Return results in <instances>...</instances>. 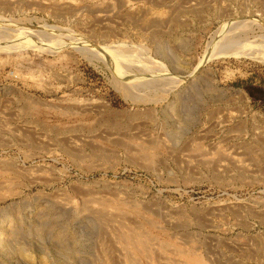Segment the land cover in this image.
<instances>
[{
	"label": "rangeland",
	"instance_id": "1",
	"mask_svg": "<svg viewBox=\"0 0 264 264\" xmlns=\"http://www.w3.org/2000/svg\"><path fill=\"white\" fill-rule=\"evenodd\" d=\"M27 154L51 187H9L0 264H264V0H0V161Z\"/></svg>",
	"mask_w": 264,
	"mask_h": 264
},
{
	"label": "bare ground",
	"instance_id": "2",
	"mask_svg": "<svg viewBox=\"0 0 264 264\" xmlns=\"http://www.w3.org/2000/svg\"><path fill=\"white\" fill-rule=\"evenodd\" d=\"M230 51V50H229ZM226 54V53H225ZM238 54V53H237ZM236 54V55H237ZM235 54H234V56H236ZM239 55H241V54H239ZM184 80V79H183ZM34 103V102H33ZM37 103V102H36ZM35 104V103H34ZM37 105V104H36ZM38 105H40V104H38ZM35 106V105H34ZM98 108V107H97ZM102 108V107H101ZM91 109H93V108H91ZM96 109V108H95ZM95 109H93V110H95ZM99 109H100V107H99ZM103 109V108H102ZM89 110V109H88ZM189 110H191V109H189ZM36 111V110H35ZM71 111V110H70ZM83 111V110H82ZM87 111V110H86ZM86 111H83V114H85L84 112H86ZM39 112V111H38ZM68 112V111H67ZM72 112V111H71ZM75 112V111H74ZM91 112V111H90ZM102 112V111H101ZM188 112V111H187ZM73 113V112H72ZM96 113V112H95ZM98 113V112H97ZM179 113V112H178ZM28 114V113H27ZM30 114V113H29ZM76 114V113H75ZM120 114V113H119ZM153 114V113H152ZM168 114V113H167ZM166 114V115H167ZM170 114V113H169ZM71 115V114H70ZM77 115V114H76ZM122 115V114H121ZM46 116V115H45ZM53 116V115H52ZM141 116H143L141 113H138V112H134V113H132V114H126V116L125 117H128L130 120H132V121H134V120H138V119H140L141 118ZM168 116V115H167ZM170 116V115H169ZM99 117V116H98ZM164 117H165V115H164ZM168 118V117H167ZM108 119H113V121H117L118 119H116V116L114 115V116H112V117H108ZM84 120V119H83ZM158 120V119H157ZM170 120V119H169ZM81 121V120H80ZM85 121V120H84ZM89 121V120H88ZM112 122V121H111ZM118 122V121H117ZM158 122V121H157ZM120 123V122H119ZM125 123H126V121H125ZM128 123V122H127ZM166 123V122H165ZM169 123V122H168ZM182 123V122H181ZM124 124V123H123ZM144 124H146V123H144ZM148 124V123H147ZM111 125V124H110ZM141 125V124H140ZM140 125H137V126H140ZM142 126V125H141ZM166 127H167V125H166ZM133 127H131L130 129H132ZM152 128V127H151ZM176 128V127H175ZM134 129V128H133ZM167 129V128H166ZM98 131V130H97ZM105 132V131H104ZM179 132V131H178ZM109 133V132H108ZM111 133V132H110ZM126 134V133H125ZM125 134H123L124 136H125ZM122 135V136H123ZM128 135H129V133H128ZM128 135L126 136V137H128ZM152 135H153V133H152ZM177 135V134H176ZM110 136V135H109ZM112 136V135H111ZM133 136V135H132ZM132 136H131V138H132ZM126 137H124L125 139H126ZM123 138V137H122ZM132 140V139H131ZM130 148V147H129ZM127 150V149H126ZM129 150V149H128ZM132 151V150H131ZM130 152V151H129ZM35 160V157L34 156H32V155H23L22 157H17V158H15V159H3V160H1L0 161V203L1 202H4V201H6V200H8V199H10V198H13V197H15V196H17V194H15V193H13V192H11V190H10V188L14 185V183H17L18 181H23V180H25V181H27L28 182V187H30V186H33V185H41V192H44V191H46L47 189H49V187H51V183H49V182H42V180L41 181H39L38 179H35V178H32V177H30V178H32V179H30L29 177H27V175H30V176H33V175H35V174H37L38 172H39V170H42V172L45 174L46 172H47V170H44L45 168H47L46 166H43V165H41L40 167H36V165H35V163H33V161ZM31 164V166H29ZM25 165H27L28 167L26 168L25 167ZM43 167V168H42ZM48 169V168H47ZM36 172V173H35ZM34 177H36V176H34ZM30 180H29V179ZM42 178V177H41ZM26 179H28V180H26ZM43 179V178H42ZM44 180V179H43ZM44 181H46V179L44 180ZM17 186V185H16ZM10 187V188H9ZM13 188V187H12ZM18 197V196H17ZM93 198V197H92ZM96 199V198H95ZM84 201H86V200H84ZM90 201H91V199H90ZM98 201V200H97ZM99 201H101V200H99ZM98 201V202H99ZM102 202V201H101ZM105 202V201H104ZM117 202H120V201H117ZM109 203H111V202H109ZM109 203H107V204H109ZM84 204H86V203H84ZM118 204V203H117ZM116 204V205H117ZM122 204V203H121ZM100 205V204H99ZM98 205V206H99ZM114 205V204H113ZM125 205V204H124ZM127 205V204H126ZM138 205V204H137ZM139 205H140V203H139ZM50 206H53V205H50ZM101 206V205H100ZM105 206V205H104ZM129 206V205H128ZM133 207V206H132ZM84 209L86 208V207H83ZM102 208V207H101ZM128 208V207H127ZM126 208V209H127ZM72 209V208H71ZM87 209V208H86ZM124 210V209H123ZM145 210V209H144ZM79 212H81V211H79ZM82 212H85L86 213V211H83L82 210ZM102 212V210H95L94 209V211L92 210V211H87V213H91L90 215L91 216H98L97 218L98 219H100V220H102V219H104V217L102 216L103 214L101 213ZM104 212V211H103ZM69 213V212H68ZM106 213V212H105ZM114 214V213H113ZM113 214H111L110 213V217H111V215H113ZM79 215H80V213H79ZM90 215H86V216H84V218H82V219H85V222L87 221V222H89L90 221ZM122 216V215H121ZM121 216H117L116 215V217H120L121 218ZM80 217H82V216H80ZM103 217V218H102ZM109 217V218H110ZM113 217V216H112ZM123 218H126V217H124V216H122ZM117 218V219H118ZM112 219H115V217H113ZM107 221H108V219H106ZM121 220H124V219H120V221ZM110 221V220H109ZM108 221V222H109ZM113 220H111V222H112ZM103 222V221H102ZM116 222L117 221H115L114 223L116 224ZM146 222V221H145ZM113 223V222H112ZM85 224V223H84ZM122 224H124V223H117L116 224V226H115V228H117L116 230L119 232L118 233V237H117V239H118V241H119V243H120V245L128 252H130V251H138V250H142V251H144V253H146V251L144 250V249H147V245H149V244H151V241H152V239H149V238H147L146 236H144L145 234H143V233H141L140 231H132L131 229H129L130 228V226L128 227V225H130L129 223H128V225L126 226L125 224L124 225H122ZM102 225V224H101ZM136 225V224H135ZM145 225V224H144ZM147 225H149V222H148V224ZM105 226V225H104ZM107 227H108V225H106ZM110 226V225H109ZM113 226V225H112ZM111 226V227H112ZM96 228H98V227H96ZM100 228V227H99ZM113 228V227H112ZM125 229V231H123L122 229ZM135 227H132V229H134ZM109 229H110V227H109ZM139 229V228H138ZM102 230H103V228H102ZM115 230V231H116ZM121 230L123 231V232H121ZM137 230V229H136ZM117 234V233H116ZM147 235V234H146ZM149 237V236H148ZM116 239V238H115ZM155 239V238H154ZM157 241V240H156ZM154 242V241H153ZM157 243V242H156ZM152 246H154V245H152ZM166 246V245H165ZM164 246V247H165ZM160 247H162V245L160 246ZM168 247H170V246H168ZM123 249V250H124ZM148 250V249H147ZM139 252V251H138ZM179 252V251H178ZM180 253H182V252H180ZM179 253V254H180ZM183 253H186V252H183ZM131 254V253H130ZM129 254V255H130ZM139 254V253H138ZM188 254V253H187ZM127 255V254H126ZM145 255V254H144ZM181 255V254H180ZM139 256V255H138ZM146 256L148 257L149 255H147L146 254ZM176 256H178V255H176ZM185 256V255H184ZM188 256V255H187ZM140 257V256H139ZM144 258H146L145 256H144ZM155 258V257H154ZM148 259H149V257H148ZM127 260H129V261H133V258L131 257V256H129V257H127ZM127 264H129V263H127Z\"/></svg>",
	"mask_w": 264,
	"mask_h": 264
},
{
	"label": "trees",
	"instance_id": "3",
	"mask_svg": "<svg viewBox=\"0 0 264 264\" xmlns=\"http://www.w3.org/2000/svg\"><path fill=\"white\" fill-rule=\"evenodd\" d=\"M245 91L247 92V94L249 95L250 98L252 99H259L258 92L256 90H251L248 88H245Z\"/></svg>",
	"mask_w": 264,
	"mask_h": 264
}]
</instances>
